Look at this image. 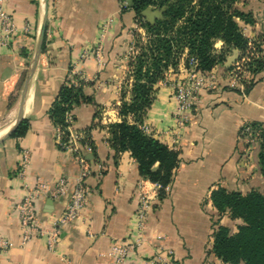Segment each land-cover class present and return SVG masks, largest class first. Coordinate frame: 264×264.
<instances>
[{
  "label": "crops",
  "instance_id": "0c3cea01",
  "mask_svg": "<svg viewBox=\"0 0 264 264\" xmlns=\"http://www.w3.org/2000/svg\"><path fill=\"white\" fill-rule=\"evenodd\" d=\"M2 3L19 32L8 45L0 44V138L16 121L22 91L28 77L29 80L22 104L27 131L0 143V238L12 243L8 249H0V264H110L111 245L134 235L140 180L153 191V199L144 229L146 242L133 255L136 260L150 255L153 247L160 245L174 252L176 264H225L210 252L211 235L218 220L210 193L218 187L242 194L264 192L258 160L260 140L247 143L242 132L246 124L264 126V70L255 76L256 83L250 91L244 93L238 85H232L231 73L239 63V51L232 50L222 65L210 71L216 85L199 93L191 119L182 130L177 129L174 119L173 87L185 74L183 59L176 70L166 71L165 79L156 85L155 100L143 120L146 134L179 152L180 162L173 179L159 198L153 183L139 175L130 152L115 153L108 141L107 125L121 121L118 107L122 100L131 97L126 53L136 26L134 12L122 7L121 0ZM242 5L255 19L253 25L242 24L244 35L264 36V0H245ZM108 20L110 24L100 43L99 63L92 51L101 25ZM44 21L43 43L29 75ZM25 23L30 26L27 34L22 31ZM221 45L218 41L216 48ZM83 50L90 54L86 59L80 58ZM234 55L236 59L228 62ZM260 55H264V37ZM230 66H234L232 70ZM74 74L86 82L83 92L91 102L74 107L70 128L78 133L89 129L94 151L88 153L81 147V153L94 167L101 164L103 171L100 175L93 171L86 179L88 204L78 221L60 231L54 250L48 249L44 236L22 246L15 205L27 187L39 178L51 189L60 177H65L70 188L79 174L76 157L56 145L55 126L48 114L60 87ZM128 121L132 122V118L128 117ZM22 148L30 152L26 187L17 175ZM65 202L62 197H39L35 203L39 227L50 229ZM219 223L236 232L239 220L225 215Z\"/></svg>",
  "mask_w": 264,
  "mask_h": 264
},
{
  "label": "trees",
  "instance_id": "16d2710c",
  "mask_svg": "<svg viewBox=\"0 0 264 264\" xmlns=\"http://www.w3.org/2000/svg\"><path fill=\"white\" fill-rule=\"evenodd\" d=\"M135 19L145 28L148 40L134 63H130L132 84L130 99L122 100L118 112L120 122L107 125L109 144L115 152L129 151L137 163L139 175L160 186L157 196L165 195L178 167L179 152L142 130L143 120L155 100L156 85L165 79L169 68L176 70L178 57L187 53L185 66L190 57L197 62V70L210 72L222 65L232 50L239 51L238 62L241 69L234 71L243 92L248 93L256 83L255 76L264 70L262 52L263 35L247 37L241 24L253 25L255 19L250 11L237 5L239 0H126ZM165 8L163 19L154 24L144 22L141 12L147 8ZM137 34L134 33L136 39ZM222 45L216 49L215 43ZM245 58L246 61L241 59ZM234 66H230L232 70ZM86 82L76 74L67 77L59 89L55 101L49 109V119L62 130V139L69 136L68 116H73L74 107L90 103L83 87ZM240 91L239 89H234ZM132 118V122L128 121ZM260 128L258 153L259 167L264 182V127ZM28 122L23 119L12 137L23 136ZM81 144L94 147L89 137V129L83 133ZM243 135H245L243 133ZM210 200L217 210L218 220L212 231L210 252L225 264H264V192L251 191L242 194L218 187L211 191ZM227 215L239 220L236 232L219 223Z\"/></svg>",
  "mask_w": 264,
  "mask_h": 264
},
{
  "label": "built area",
  "instance_id": "2783aa9c",
  "mask_svg": "<svg viewBox=\"0 0 264 264\" xmlns=\"http://www.w3.org/2000/svg\"><path fill=\"white\" fill-rule=\"evenodd\" d=\"M122 7L127 6L126 0H121ZM110 20L104 22L99 29V36L92 54L96 60L101 62V41L108 29ZM22 31L24 33L30 32L29 24L25 23ZM19 29L14 21L10 12H8L0 0V44L8 45ZM87 50L81 52L80 58L86 59L89 56ZM244 61V58L241 62ZM197 62L194 58L190 57L185 66V74L183 77L177 79L173 87V98L175 100L176 108L174 111V119L178 130H182L191 119L193 104L197 99L199 93L205 88H214L215 76L211 72H201L197 70ZM240 62L235 64V70L240 69ZM233 75L232 85H238L243 89L241 84H238L236 77ZM70 124L73 123L71 115L68 116ZM264 127V126H262ZM144 132L147 131L145 126L141 127ZM69 136L66 141L62 139V130L55 127V143L56 145L76 157L80 170L73 185L69 188L68 180L65 177H60L53 188L41 179L37 178L33 186L27 187L26 193L23 198L18 201L15 208L19 215L20 230H21V245L27 244L35 237L44 236L49 250H54L60 231L69 224H72L80 219L81 211L88 204L89 188L86 185V179L96 171L98 175L103 171L101 164H96L94 167L82 155L81 147L88 153L93 151L90 144H81L84 138L82 132L73 131L69 126ZM242 132L246 136L247 143H253L257 140L259 129H255L251 124H246L242 128ZM30 165V152L22 148L20 150V158L18 162L17 175L24 183L28 167ZM145 180V179H144ZM146 183L140 180L137 184V199L138 205L134 214V235L132 238H125L115 241L110 248L109 256L111 259L110 264H176L174 259V252L170 248L157 245L153 247L150 255L136 260L133 255L139 251L146 242L144 237V229L147 220L148 212L151 208V201L153 199V191L146 188ZM154 188L157 190L159 185L153 183ZM42 195H48L51 198H65V206L62 213L52 220L50 229H42L36 222L35 203ZM88 234L93 235L88 231ZM160 238V237H157ZM12 246L8 240L0 238V249L6 250Z\"/></svg>",
  "mask_w": 264,
  "mask_h": 264
},
{
  "label": "water",
  "instance_id": "95a60500",
  "mask_svg": "<svg viewBox=\"0 0 264 264\" xmlns=\"http://www.w3.org/2000/svg\"><path fill=\"white\" fill-rule=\"evenodd\" d=\"M164 9H165L164 7L160 8V9H152L151 7H147L141 12V16L143 17L144 22H147L149 24H154L156 20L163 19ZM44 33H45V21L41 25V29H40V32H39V44H38L37 51H36L35 56H34L33 61H32V65L30 67L29 75L33 71L34 64H35V62L37 60V57H38V54L40 52V49H41V46H42V43H43ZM234 52L236 53V51H234ZM235 59H236V55H234L233 57L229 58L228 62L231 63ZM28 80H29V77L27 78V81H26L25 86H24L23 91H22L21 109L19 111V115H18L16 121L14 122V124L11 126V128L0 138V143L4 139L10 137L11 134L14 132V130L19 125V123L23 120V117H22V104H23L24 95H25V91H26Z\"/></svg>",
  "mask_w": 264,
  "mask_h": 264
},
{
  "label": "rangeland",
  "instance_id": "374dc122",
  "mask_svg": "<svg viewBox=\"0 0 264 264\" xmlns=\"http://www.w3.org/2000/svg\"><path fill=\"white\" fill-rule=\"evenodd\" d=\"M241 3L244 4L245 3V0H239L238 3H237V5L239 7L244 8L243 5L241 6ZM151 8L152 9H160V8H153V7H151ZM241 26H242V24H241ZM134 33L137 34L136 39L134 38ZM131 34H132L131 42L128 45L127 53H126V60H127V63H128V74H127V77L126 78L127 79H131L130 81H131V84H132V82H133L132 79L133 78H132V74H131L130 63H134L136 57L140 53V50H141L140 48L146 46V43H147V40H148V33H147L146 29L145 28H142L141 25H140V23L136 21V26L133 28V31H132ZM216 45H217V42L215 43V47H216ZM187 57H188L187 56V53H186V51H184L178 57V64H179V61L183 59L184 65H185V61H186ZM244 61H246L245 58H244ZM241 68L242 67L240 66V69Z\"/></svg>",
  "mask_w": 264,
  "mask_h": 264
}]
</instances>
